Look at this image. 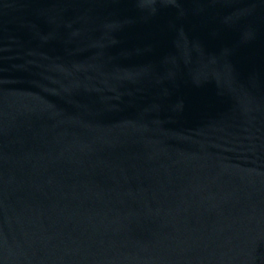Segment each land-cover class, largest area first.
I'll use <instances>...</instances> for the list:
<instances>
[{
  "label": "water",
  "instance_id": "1",
  "mask_svg": "<svg viewBox=\"0 0 264 264\" xmlns=\"http://www.w3.org/2000/svg\"><path fill=\"white\" fill-rule=\"evenodd\" d=\"M0 264H264V0H0Z\"/></svg>",
  "mask_w": 264,
  "mask_h": 264
}]
</instances>
